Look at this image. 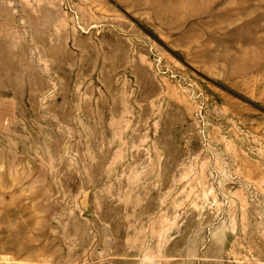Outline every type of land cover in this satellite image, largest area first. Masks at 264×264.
<instances>
[{"label":"rangeland","instance_id":"obj_1","mask_svg":"<svg viewBox=\"0 0 264 264\" xmlns=\"http://www.w3.org/2000/svg\"><path fill=\"white\" fill-rule=\"evenodd\" d=\"M0 264H264V0H0Z\"/></svg>","mask_w":264,"mask_h":264}]
</instances>
